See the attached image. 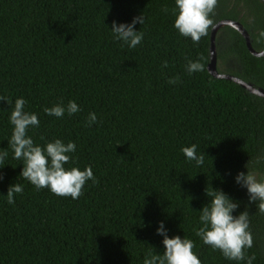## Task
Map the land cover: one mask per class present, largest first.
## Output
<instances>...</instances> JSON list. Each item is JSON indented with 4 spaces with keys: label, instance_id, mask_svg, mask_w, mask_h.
Listing matches in <instances>:
<instances>
[{
    "label": "trees",
    "instance_id": "16d2710c",
    "mask_svg": "<svg viewBox=\"0 0 264 264\" xmlns=\"http://www.w3.org/2000/svg\"><path fill=\"white\" fill-rule=\"evenodd\" d=\"M175 7V0H0V151L9 153L0 165V264H143L149 251H164L161 221L169 237L195 242L201 264H247L196 235L211 199L206 190L214 189L239 202L234 215L247 208L254 243L246 253L264 264V213L235 181L247 168L264 179V98L207 72L209 33L199 43L182 36ZM141 14L140 44L133 49L114 38L113 21ZM212 18L240 22L250 47H264L261 0H218ZM216 31V71L264 90V55L251 54L233 27ZM201 56L204 70L189 74L188 61ZM176 76L180 82L169 84ZM19 97L40 121L28 130L35 144L75 142L65 167H92L98 183L89 180L78 199L20 176L22 161L8 146ZM69 101L80 111L44 112ZM90 112L97 123L86 126ZM192 144L202 166L182 152ZM14 183L23 192L12 205L6 194Z\"/></svg>",
    "mask_w": 264,
    "mask_h": 264
},
{
    "label": "clouds",
    "instance_id": "9594fccd",
    "mask_svg": "<svg viewBox=\"0 0 264 264\" xmlns=\"http://www.w3.org/2000/svg\"><path fill=\"white\" fill-rule=\"evenodd\" d=\"M175 6L173 9L176 15L174 27L182 36L190 37L193 43H199L201 38L207 36L209 30L214 27L212 17L218 6V0H175ZM163 11L167 12L168 8L165 7ZM144 21L143 14L134 17L131 23L117 24L116 21H113L111 30L114 38L134 49L144 38V33L135 30V25L137 22L143 25ZM259 35L264 38V31ZM202 60V56L196 61L189 60L186 71L189 74L202 72L204 70ZM166 66L167 61L164 62V67ZM179 82V76L170 77L168 80L169 84ZM0 100L5 99L0 98ZM7 103L10 102L7 101ZM25 105L26 100L23 97L16 98L9 117L13 131L8 140V146L13 150V159L22 161L23 168L20 176L28 180L38 190L48 188L57 196L78 199L83 195L84 186L89 180L98 183L92 167L87 166L83 170L77 166L65 167L72 161L70 154L76 151L75 142L65 143L61 139H55L44 146L35 144L32 137L28 135V130L38 128L40 121L37 114L25 110ZM79 111L80 108L75 101H69L66 106L59 103L44 108L47 115L57 118L63 117L65 112L72 115ZM95 123H97V115L90 112L86 126ZM182 152L189 161H195L197 166L204 164V155L197 153L196 144L183 147ZM8 155L7 150L0 151V165H5ZM259 162L258 159L257 163ZM245 167L247 168V164ZM2 180L3 175L0 174V181ZM235 181L246 188L249 204L256 203L257 211L264 213V179L258 180L247 168V173L239 172ZM22 192L23 185L11 184L6 194L7 203L14 205L15 196ZM206 195L211 199L201 209L199 217L201 227L196 230V235L204 244L214 250H219L226 259L246 260L247 264H252L256 259L255 254L248 256L246 253V250L251 248L254 243L247 208L238 215H234V211L239 207V202L228 196L223 190H206ZM157 233L163 236L164 251L162 254H154L149 251L143 264H201L198 255L193 251L195 248L193 240L187 237L181 238L179 235L169 237L162 221L157 228Z\"/></svg>",
    "mask_w": 264,
    "mask_h": 264
},
{
    "label": "water",
    "instance_id": "95a60500",
    "mask_svg": "<svg viewBox=\"0 0 264 264\" xmlns=\"http://www.w3.org/2000/svg\"><path fill=\"white\" fill-rule=\"evenodd\" d=\"M261 1L264 4V0H261ZM221 25H229V26L233 27L234 29H236L241 34V36L243 37L245 46L251 54H253L255 56L264 55V47L260 51H255L250 47L247 33L238 21L230 20V19H221V20H218L217 22L214 23V27L212 29H210V32H209L208 61L206 64L207 72L213 77L231 80V81L237 83L238 85H240L245 90H247L249 93H252L254 95H257V96L264 98V90L256 88V87L252 86L250 83L244 82L232 74L218 73L216 71V69H215V49H214L213 36H214L216 29Z\"/></svg>",
    "mask_w": 264,
    "mask_h": 264
},
{
    "label": "bare ground",
    "instance_id": "6f19581e",
    "mask_svg": "<svg viewBox=\"0 0 264 264\" xmlns=\"http://www.w3.org/2000/svg\"><path fill=\"white\" fill-rule=\"evenodd\" d=\"M240 23V22H239ZM217 32V31H216ZM247 32V31H246ZM215 45V44H214ZM217 69V68H216Z\"/></svg>",
    "mask_w": 264,
    "mask_h": 264
}]
</instances>
